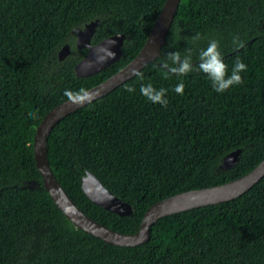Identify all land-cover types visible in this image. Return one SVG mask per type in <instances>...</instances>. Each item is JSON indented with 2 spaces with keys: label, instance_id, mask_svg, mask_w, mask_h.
I'll list each match as a JSON object with an SVG mask.
<instances>
[{
  "label": "trees",
  "instance_id": "16d2710c",
  "mask_svg": "<svg viewBox=\"0 0 264 264\" xmlns=\"http://www.w3.org/2000/svg\"><path fill=\"white\" fill-rule=\"evenodd\" d=\"M165 0H0V264H264V175L241 195L160 217L150 238L120 245L76 226L43 184L34 137L44 115L127 64L144 45ZM98 19L92 42L124 33L122 55L78 76L88 47L75 27ZM199 34L200 39L192 37ZM238 36L241 48L232 40ZM219 41L229 74L237 57L243 83L223 93L194 70L164 77L167 53ZM68 43L70 51L59 56ZM105 95L60 119L48 157L67 193L89 216L135 232L146 209L179 191L243 175L264 158V0H181L156 59ZM183 81L184 94L173 89ZM166 88L168 106L153 104L141 84ZM133 88L129 93L126 89ZM71 96V97H72ZM36 112L32 119L28 113ZM241 149L224 168V156ZM87 170L132 204L121 215L82 188ZM37 179L30 187L28 180Z\"/></svg>",
  "mask_w": 264,
  "mask_h": 264
},
{
  "label": "water",
  "instance_id": "95a60500",
  "mask_svg": "<svg viewBox=\"0 0 264 264\" xmlns=\"http://www.w3.org/2000/svg\"><path fill=\"white\" fill-rule=\"evenodd\" d=\"M181 0H165L152 29L140 51L127 64L103 81L85 89V92L65 99L53 106L37 126L34 137V153L37 166L41 172L43 184L52 198L66 216L78 227L104 239L120 245H136L150 238L151 225L160 217L189 209L196 206L218 203L235 198L249 189L264 175V158L251 170L234 179L192 189L179 191L151 204L145 211L140 227L135 232H122L89 216L67 193L57 176L54 174L48 157V137L55 124L72 111L91 102L124 81L134 76L145 64L161 54L162 46L167 42V33L172 24ZM98 19L87 22L84 27H75L76 43L79 47H88L87 53L75 65L78 76L95 74L111 65L122 55L124 33H115L93 43L92 37L96 30ZM70 51L66 43L60 50L62 58ZM114 53V57L111 54ZM241 149L227 153L221 166L228 168L234 165ZM27 185H38L37 179H30ZM82 188L85 193L101 206L121 215L133 212L132 204L112 192L92 171L87 170L82 176Z\"/></svg>",
  "mask_w": 264,
  "mask_h": 264
},
{
  "label": "clouds",
  "instance_id": "9594fccd",
  "mask_svg": "<svg viewBox=\"0 0 264 264\" xmlns=\"http://www.w3.org/2000/svg\"><path fill=\"white\" fill-rule=\"evenodd\" d=\"M199 39V34L192 37L193 41ZM232 43L236 48H241L244 46L243 41H241L238 36L233 37ZM219 49V41L215 39L209 41L208 46L200 50L198 64L195 66V68L193 66L190 51L183 57L178 51L168 52L167 61H170L171 63L165 62L161 65L162 69L165 70L164 77L170 78V75L184 77L192 71L198 70L208 77V79L211 81L213 90L217 93H223L235 85L242 84L243 79L240 73L247 70L246 64H244L240 58L237 57L231 69V73L229 74L228 65L224 62L223 56ZM111 56L114 57V53H112ZM134 75H136L140 80H143V74L141 72L135 71ZM184 88L185 84L181 80V82L175 86L173 91L176 94L183 95ZM126 90L129 93L134 91V89L131 87L127 88ZM84 92V89L79 90L80 94ZM167 92L168 89H157L151 83L141 84L140 86V93L142 96H144L151 103L162 105L165 108L168 106V100L166 98ZM65 95L71 97L73 93L69 90H65ZM28 116L32 119H36L37 113L30 111Z\"/></svg>",
  "mask_w": 264,
  "mask_h": 264
}]
</instances>
